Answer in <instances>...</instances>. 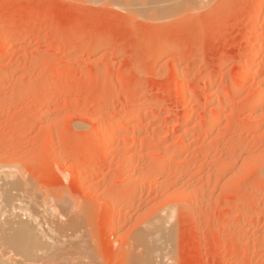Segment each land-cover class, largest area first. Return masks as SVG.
I'll list each match as a JSON object with an SVG mask.
<instances>
[{
    "label": "rangeland",
    "instance_id": "rangeland-1",
    "mask_svg": "<svg viewBox=\"0 0 264 264\" xmlns=\"http://www.w3.org/2000/svg\"><path fill=\"white\" fill-rule=\"evenodd\" d=\"M157 1L0 0V183L28 209L0 187V237L48 239L24 261L264 264V0Z\"/></svg>",
    "mask_w": 264,
    "mask_h": 264
},
{
    "label": "bare ground",
    "instance_id": "bare-ground-1",
    "mask_svg": "<svg viewBox=\"0 0 264 264\" xmlns=\"http://www.w3.org/2000/svg\"><path fill=\"white\" fill-rule=\"evenodd\" d=\"M123 1H124V0H123ZM125 1H126V0H125ZM128 1H129V0H128ZM150 1H151V0H150ZM156 1H157V0H156ZM160 1H161V0H160ZM160 1H159V2H160ZM163 1H164V0H163ZM163 1H162V2H163ZM182 1H183V0H182ZM152 2H153V0H152ZM165 2H166V1H165ZM185 2H186V1H185ZM199 2H200V1H199ZM147 3H148V2H147ZM149 3H150V2H149ZM149 3H148V4H149ZM157 3H158V1H157ZM157 3H156V4H157ZM116 4H117V2H116ZM119 4H120V3H119ZM131 4H132V3H131ZM148 4H147V5H148ZM162 4H163V3H162ZM172 4H173V3H172ZM147 5H146V6H147ZM149 5H150V4H149ZM153 5H154V4H153ZM180 5H181V3H180ZM120 6H121V5H120ZM127 6H128V5H127ZM127 6H126V8H127ZM134 6H135V5H134ZM151 6H152V5H151ZM159 6H160V7H158V5H157L158 8H155V7H154L155 9L151 8V9L153 10V13L157 14V13H160V12H162V13L164 12V11H160V12H158L159 10H162V8H163V7H161V5H159ZM175 7H176V6H175ZM181 7H182V6H181ZM121 8H122V7H121ZM134 8H135V7H134ZM140 8H141V7H140ZM143 8H144V7H143ZM171 8H173V7H171ZM171 8H169V10H170ZM151 9H150V10H151ZM156 9H158L157 12H155ZM163 9H164V8H163ZM148 10H149V9H148ZM148 10H147V11H148ZM172 10H173V9H172ZM174 10H175V9H174ZM147 11H146V12H147ZM165 12H166V11H165ZM149 13H150V12H149ZM151 13H152V11H151ZM166 13H167V12H166ZM155 14H154V15H155ZM168 14H169V13H168ZM165 15H166V14H165ZM144 16H145V15H144ZM145 17H146V16H145ZM148 19H149V18H148ZM46 72H49V73H51V74H54V73H55V74H58V73H57V69H55V68H51V69L47 70ZM169 89H171V88L169 87ZM178 92H179V93H182V92H183V87L180 86V87L178 88ZM243 125H245L244 128H245L246 126H248V125H246L245 123H244ZM243 125H242V126H243ZM102 131H103V130H102ZM100 132H101V131H100ZM101 135H102V133H101ZM96 138H98V137H96ZM104 138H105V137H104ZM104 138H103V139H104ZM100 139H101V141H102V138H100ZM98 140H99V138H98ZM251 145H252V144H251ZM248 147H249V146H248ZM3 169H4V168H3ZM6 169H7V168H6ZM3 174H4V173L2 172V175H3ZM5 174H6V173H5ZM0 180H1V179H0ZM5 183H6V182H3V181L0 183L1 190H2V186H3V188H4V186H5V188L7 187L6 185H8V184H5ZM8 186H9V185H8ZM5 188H4V190H5V191H6V190L8 191V188H6V189H5ZM7 191H6V192H7ZM2 192H3V191H2ZM3 194L5 195V193H3ZM9 194H10V192L8 191V194L6 193V199H7V198L9 199V197H8ZM0 195L2 196V198H4V197H3L4 195H2V194H0ZM0 199H1V198H0ZM4 199H5V198H4ZM4 199H3V201H2V200H1V201L4 202ZM6 199H5V201L7 202ZM11 199H12V198H11ZM9 201H10V199H9ZM12 201H13V200H12ZM2 202H0V203L3 204ZM10 202H11V201H10ZM18 202H19V200H18ZM7 203L9 204V202H7ZM19 203L21 204V201H20ZM19 203L17 204L15 201H14V203L11 202L12 205H13V204L19 205V206H18V209H19L20 211H25V210L27 211V210H28V209H24V205H21V206H20ZM1 204H0V217L10 215V214H7V213H8L7 210H6V209L8 208L7 204H6L7 208H6V209L4 208V209L6 210L7 213H5V211H4L3 208H2L3 206H2ZM4 204H5V203H4ZM4 204H3V205H4ZM16 205H15L16 209H14L15 207H14V208H13V207L11 208V205L9 204L10 209H8V211H9V212H10V210H11V211H14V210L16 211V210H17V206H16ZM6 206H5V207H6ZM19 207H21V208H19ZM25 207H26V206H25ZM26 208H27V207H26ZM12 209H13V210H12ZM23 209H24V210H23ZM160 210H161V208H160ZM15 211H14V212H15ZM26 211H25V213H27ZM4 213H5V214H4ZM10 213H11V212H10ZM12 213H13V212H12ZM12 213H11V215H14V214H12ZM17 213H18V212H17ZM21 213H22V212H21ZM155 213H156V212H155ZM155 213H154V214H155ZM6 214H7V215H6ZM169 214H170V213H168V216H169ZM15 215H16V214H15ZM17 215H18V214H17ZM19 215H20V212H19ZM22 215H23V213H22ZM25 215H26V214H25ZM170 215H171V214H170ZM158 216H159V215H158ZM164 218H165V216H164ZM164 218L162 217L163 221H164ZM166 218H168V217L166 216ZM160 219H161V218H160ZM163 221H159V220H157V223H158V224L156 223V221H154V223L152 224V226L156 223V224L158 225V227H159V224L162 223ZM159 222H160V223H159ZM160 225H161V224H160ZM154 226H155V225H154ZM154 226H153V228H155ZM156 227H157V226H156ZM159 228H160V227H159ZM151 231H152L153 234L155 235V232H158L159 229L157 230V228H155V231H153V230H151ZM160 231H161V230H160ZM162 231H163V229H162ZM144 232H145V231H144ZM164 232H165V231H164ZM142 233H143V232H142ZM145 234H146V233H145ZM145 234H144V235H145ZM153 234H152V235H153ZM161 234H162V233H161ZM148 235H149V233H148ZM162 235H163V234H162ZM164 235H165V234H164ZM46 236H47V235H46ZM46 236L44 235L42 238H41V237H38V236H37V237H29V238H27V237H7V236H1V237H0V264H12V263L14 264V262L17 261L16 258L19 256V255H18V252H17V254H16V252H14V253H15V255H14V253H11V251H9V249H10V250H11V249H16V250H20V251H22V253H21L22 256H23L24 253H25V254L32 255V254H33V253H32L33 248H34L35 246H37L38 243L42 242V240H43L44 237H45L44 239H46V238H47ZM146 236H147V235H146ZM146 236H145V238H146ZM48 238H49V236H48ZM52 238H53V237H52ZM52 238H51V239H52ZM137 238H138V237H137ZM145 238H144V240H145ZM154 238H155V237H154ZM56 239H58V237H57ZM146 239H147V238H146ZM148 239H149V237H148ZM148 239H147V240H148ZM40 240H41V241H40ZM46 240H48V239H46ZM52 240H54V238H53ZM58 240H60V238H59ZM144 240H142V241H144ZM44 241H45V240H44ZM49 241H50V240H49ZM165 241H166V240H165ZM45 242H46V241H45ZM50 242H51V241H50ZM61 242H62V244H63L62 239H61ZM66 242H67V241H66ZM166 242H167V241H166ZM166 242H165V243H166ZM141 243H142V242H141ZM149 243L151 244L150 241H149ZM40 244H41V243H40ZM42 244H43V242H42ZM47 244H48V243H46L45 245H47ZM52 244H53V243H52ZM52 244H49V245H52ZM54 244H55V243H54ZM62 244H61V245H62ZM160 244H161V242H160ZM156 245L159 246V243H158V244H155V245L152 244V246H156ZM54 246H55V245H54ZM67 247H68V246H67ZM141 247H142V246H141ZM7 248H9L8 251L6 250ZM37 248H38V249H39V248L41 249V247H39V245H38ZM37 248H36V251L39 252V250H37ZM143 248L146 250L145 247H143ZM163 248H164V247H163ZM159 249H160V247H159ZM161 249H162V248H161ZM45 250H46V248H45ZM149 250H150V249H149ZM33 251L35 252V250H33ZM41 251H44L43 247H42V250H40V252H41ZM49 251H50V250H49ZM55 251H57V250H55ZM55 251H53V252H55ZM59 251H60V249H59ZM143 251H144V250H143ZM23 252H24V253H23ZM45 252L47 253L48 251H45ZM45 252H43V253H45ZM66 252H67V251H66ZM144 252H146V251H144ZM150 252H151V250H150ZM19 253H20V252H19ZM48 253H49V252H48ZM147 253H149V252L147 251ZM152 253H154V252H152ZM8 254H9V255H10V254H11V255H14V257H15V259H13V260H15L14 262H11V261H12V260H11L12 258H11V259H10V258H7V257L4 258L3 255H8ZM25 254H24V255H25ZM55 254H56V253H55ZM58 254H59V253H58ZM63 254H64V253H63ZM144 254H145V253H144ZM144 254H143V255H144ZM9 255H8V257H11V255H10V256H9ZM17 255H18V256H17ZM43 255H45V254H43ZM60 255H62V253H60ZM154 255H155V254H154ZM25 256H26V255H25ZM25 256H23V261H22V262H26V264L30 262L29 264H32V263H33L32 260H34V258L32 257V258H33V259H32L31 257H28V258H29V259H28V258L26 257L27 260H31V259H32V260H31L32 262H31V261L27 262L26 259H25V261H24ZM57 256H58V255H57ZM57 256H56V257H57ZM64 256H65V255H64ZM145 256H146V255H145ZM145 256H144V257H145ZM12 257H13V256H12ZM146 257H148V256H146ZM150 257H151V256H150ZM52 258H53V257H52ZM52 258H51V259H52ZM59 258H60L61 260L63 259V258H61L60 256H59ZM148 258H149V257H148ZM38 259H39V258L36 257L35 260H37V262L40 263V262L42 261V260H41L42 257L40 258V261H39ZM51 259H50V260H51ZM57 259H58V258H57ZM64 259H65V258H64ZM64 259H63V260H64ZM138 259H139V258H138ZM150 259H151V258H149L148 260H150ZM156 259H158V258H156ZM35 260H34V261H35ZM44 260H46V259H44ZM47 260H48V259H47ZM47 260H46V261H47ZM50 260H48V261H50ZM58 260H59V259H58ZM65 260H67V259H65ZM141 260H142V259H141ZM160 260H161V259H160ZM48 261H47V262H48ZM51 261H56V260H51ZM67 261H68V260H67ZM138 261H140V260H138ZM152 261H153V260H152ZM152 261H150V263H153ZM19 262H20V261H18L17 264H18ZM142 262H143V261H142ZM20 263H21V262H20ZM34 263H36V261H35ZM42 263H44V262H42ZM140 263H141V262H140ZM143 263H144V262H143ZM145 263H146V264H149V262H145ZM154 263H155V261H154ZM154 263H153V264H154ZM162 263H163V262H162ZM36 264H37V263H36ZM53 264H54V262H53ZM156 264H157V263H156ZM158 264H160V263H158Z\"/></svg>",
    "mask_w": 264,
    "mask_h": 264
}]
</instances>
